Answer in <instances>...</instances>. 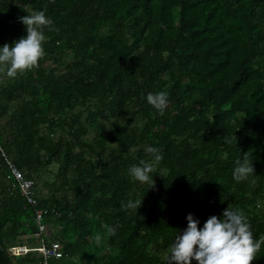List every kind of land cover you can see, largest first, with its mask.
<instances>
[{"label":"trees","instance_id":"1","mask_svg":"<svg viewBox=\"0 0 264 264\" xmlns=\"http://www.w3.org/2000/svg\"><path fill=\"white\" fill-rule=\"evenodd\" d=\"M45 7L57 30L45 29L39 66L13 78L0 65V144L38 202L0 158V264H42L8 252L37 241L36 209L62 247L48 264H167L189 213L203 228L228 205L264 235V0H0V47ZM160 91L163 114L147 102ZM149 146L163 156L152 188L129 175ZM246 152L255 173L236 182ZM137 198L139 209L121 207Z\"/></svg>","mask_w":264,"mask_h":264},{"label":"clouds","instance_id":"2","mask_svg":"<svg viewBox=\"0 0 264 264\" xmlns=\"http://www.w3.org/2000/svg\"><path fill=\"white\" fill-rule=\"evenodd\" d=\"M46 12L45 7L44 10L20 17L26 25L27 34L13 44L5 43L0 47V65H8V77L14 78L18 73L39 66V61L45 55V29L57 30L54 21L46 16ZM168 96L166 91L149 93L147 102L163 114L168 106ZM226 142L232 143L227 137ZM145 151L151 160L141 159L138 165H132L129 175L135 181L147 183L152 188L155 186L153 174L158 172L157 164L162 161L163 156L156 147H146ZM236 164L233 172L236 182L247 181L255 173L248 152L243 154V161L237 160ZM250 183L255 186L256 180L253 178ZM142 200L137 198L128 199L126 203L122 201L121 207L125 210H136L141 206ZM187 221L188 226L183 234H177L170 246L167 264H192L193 259L198 264H252L264 245V235L255 239L247 216L239 208L233 209L230 205L223 211V218L210 216L203 228L199 227L200 221L191 213L188 214ZM108 234L114 235L115 228L109 227ZM95 240L99 243L101 236L96 235Z\"/></svg>","mask_w":264,"mask_h":264},{"label":"built area","instance_id":"3","mask_svg":"<svg viewBox=\"0 0 264 264\" xmlns=\"http://www.w3.org/2000/svg\"><path fill=\"white\" fill-rule=\"evenodd\" d=\"M0 158L3 161V173L6 178L11 179L18 187L20 194L26 200L29 205L36 206L37 198L35 195L34 180L25 177L23 171L16 165L14 160L10 158L4 148L0 144ZM45 210L36 209L35 222L37 230L34 234V238L38 242V246H27L25 244H19L8 247V252L11 256H24L28 252H36L42 258V264H48V261L52 258H60L63 255L61 243L57 240L46 241L44 233L47 229L46 223L43 222V215Z\"/></svg>","mask_w":264,"mask_h":264},{"label":"rangeland","instance_id":"4","mask_svg":"<svg viewBox=\"0 0 264 264\" xmlns=\"http://www.w3.org/2000/svg\"><path fill=\"white\" fill-rule=\"evenodd\" d=\"M56 169H57V165L56 164H52V165H50L48 167V171L47 172L42 173L39 176L38 180L36 181L37 182V189L39 191L42 190V188H43L42 182L44 180H51V178H52V172H54ZM22 244H25L27 246H34V247L35 246H38V242L37 241L32 242L27 236L22 237ZM34 255H35V257H39V255L37 253L34 254ZM25 264H29V263L27 262Z\"/></svg>","mask_w":264,"mask_h":264}]
</instances>
